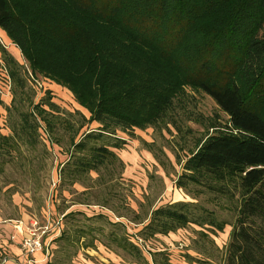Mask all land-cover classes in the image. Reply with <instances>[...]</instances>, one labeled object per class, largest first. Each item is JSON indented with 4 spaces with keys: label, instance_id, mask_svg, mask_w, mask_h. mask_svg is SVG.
Listing matches in <instances>:
<instances>
[{
    "label": "trees",
    "instance_id": "16d2710c",
    "mask_svg": "<svg viewBox=\"0 0 264 264\" xmlns=\"http://www.w3.org/2000/svg\"><path fill=\"white\" fill-rule=\"evenodd\" d=\"M0 30L28 67L0 45L13 88L5 109L10 135L0 132V174L25 152L40 159L48 147L63 149L69 129L67 159L57 167L62 198L78 186L92 190L105 170L120 166L115 150L128 141L119 133L172 126L184 137L193 132L185 123L200 124L204 135L182 160L176 186L237 201L226 247L213 237L228 223L191 202L138 217L137 235L148 244L197 226L198 257L185 255L187 263L264 264V0H0ZM39 78L67 90L89 117L63 109L50 90L34 101L29 82ZM188 91L211 97L228 119L185 112L180 120ZM119 180L109 188L102 183L96 202L73 200V193L66 211L97 206L128 219L134 213ZM66 211L54 240L62 248L77 252L99 242L131 263L149 264L124 223ZM151 257L152 264H172L167 251Z\"/></svg>",
    "mask_w": 264,
    "mask_h": 264
},
{
    "label": "rangeland",
    "instance_id": "374dc122",
    "mask_svg": "<svg viewBox=\"0 0 264 264\" xmlns=\"http://www.w3.org/2000/svg\"><path fill=\"white\" fill-rule=\"evenodd\" d=\"M0 45L5 47L21 65H24L26 69L28 68L20 51L10 43L1 30ZM4 66L0 54V101L3 102L0 105V132L7 136L10 135V130L5 109L11 105L13 88L12 82L7 78ZM29 87L34 94V101L38 102L44 96L45 91L50 90L53 93L54 102L63 109L72 113L80 111L89 117V113L83 111L75 103L73 96L65 89L57 87L42 78H39L36 82H29ZM188 94L191 97L185 102L184 109L179 108L176 113L180 120H185V112L205 118L219 116L223 122L228 119L208 95L203 93L194 94L190 91H188ZM185 125L188 128L191 127L193 132L184 137L181 134L178 135L172 126H169L168 130L165 128H157L158 130L149 128L146 131L135 130L132 134H129L133 135L132 137L119 133L120 137L128 141L122 150H115L120 159V166L116 165L115 169L111 167L105 170L101 174L103 177L101 180H98L99 175L94 173L92 178L97 180L92 185V190H89L90 185L86 189L78 186L75 188V193L73 192L75 197H73V193L64 191L61 198L57 188L59 184L57 167L67 159L65 151L69 147V129L64 132L63 149L55 146L53 152L48 147L49 152L45 156L43 151L39 152L42 159L33 158L34 154L25 152L23 158L19 157L6 168L5 174H0V230L13 228V234H9L8 237L3 235L2 240H6L9 244L17 243L18 246L21 243V264H34L35 262L31 257H26L22 249V243L29 236L31 220H36L41 228L50 227V230L46 231L47 236H44L43 239L44 249L46 248L45 243L47 244L48 241L50 243L51 257L49 256V263L134 264L131 263L129 258L116 253L99 242H96L95 247L91 249H80L77 252L72 248H62L60 243L50 242L58 234L57 227L60 226V224L58 226V221L63 217L67 207L71 206V197L76 201L77 199L80 201L86 199L90 203L96 202V200L102 198V191L99 189L103 188L102 183L105 187H114L117 179H120L121 184L119 186L124 189L125 198L134 213L128 219H116L112 213L97 206L75 205L66 212L80 211L89 216L95 213H104L112 217L113 222L124 223L127 233L135 237L134 240H136L140 238L137 235L142 228L140 222L149 215L152 209L177 202L198 203L213 211L220 220L228 223L223 233L213 237L218 247L224 249L232 230V226L229 224H233L237 217L238 203L235 199L233 201L227 200L217 193L206 190L202 193L198 192L201 190H194V188L178 189L176 181L182 173L180 164L196 149V142L203 137L205 131L202 125L194 122H187ZM95 127L94 125L92 128ZM45 136L47 137V135ZM49 153H53V155ZM27 157L28 159H26ZM32 158L34 160L33 164ZM81 193L84 197L80 196ZM111 197L114 196L111 195ZM138 217H141L142 220H139ZM73 224L76 225V223ZM73 224L70 223L69 227ZM19 228L23 230L21 237L17 233ZM197 231H201V229L197 226H190L177 233L158 236L154 240L147 241L149 249L144 251L141 247L144 256L148 263L152 264V253L167 251L170 254L172 264H189L184 258L185 255L198 256L195 252L198 249L196 247L197 241H200L198 240ZM39 233L42 234V231H39ZM15 236H18L19 242H16ZM12 254H14L12 249L8 248L5 256L11 257Z\"/></svg>",
    "mask_w": 264,
    "mask_h": 264
},
{
    "label": "crops",
    "instance_id": "0c3cea01",
    "mask_svg": "<svg viewBox=\"0 0 264 264\" xmlns=\"http://www.w3.org/2000/svg\"><path fill=\"white\" fill-rule=\"evenodd\" d=\"M17 233H19V237L22 236L23 234V230L21 228L17 229ZM9 234H13V228H5L4 230H0V264H21L22 263V258H21V243L18 246L17 243L15 244H9V242L7 243L6 240H2V238L8 237ZM4 235V236H3ZM60 235L57 234L56 236L53 237V239L50 240V242H53L57 237H59ZM14 239H16V242H19L20 239H18V236H15ZM215 241V240H214ZM217 245V244H216ZM45 252L42 253H37L35 254L32 259L34 260V264H48L49 263V259L51 257V251L49 249L50 243L48 241V243H45ZM218 246V245H217ZM8 248H11L13 253L12 256H5L6 252L8 250ZM4 255V256H3ZM198 255V254H197ZM50 256V257H49ZM2 257H7L9 258L7 260V258H2ZM198 257V256H197ZM48 259V260H47ZM7 260V261H6ZM5 261V262H4Z\"/></svg>",
    "mask_w": 264,
    "mask_h": 264
},
{
    "label": "built area",
    "instance_id": "2783aa9c",
    "mask_svg": "<svg viewBox=\"0 0 264 264\" xmlns=\"http://www.w3.org/2000/svg\"><path fill=\"white\" fill-rule=\"evenodd\" d=\"M60 222H58L59 226ZM29 229V236L23 240L22 249L25 252L26 257H33L37 253L45 252L43 239L44 236H47V232L50 230V227L46 226L41 228L39 223L36 220H31ZM58 234H61V226L57 227ZM42 231V234L39 233ZM136 245L142 247L144 251L149 249V245L144 243L141 239L133 240ZM5 262V261H4Z\"/></svg>",
    "mask_w": 264,
    "mask_h": 264
},
{
    "label": "bare ground",
    "instance_id": "6f19581e",
    "mask_svg": "<svg viewBox=\"0 0 264 264\" xmlns=\"http://www.w3.org/2000/svg\"><path fill=\"white\" fill-rule=\"evenodd\" d=\"M83 111H85V110H83ZM86 112V111H85Z\"/></svg>",
    "mask_w": 264,
    "mask_h": 264
}]
</instances>
